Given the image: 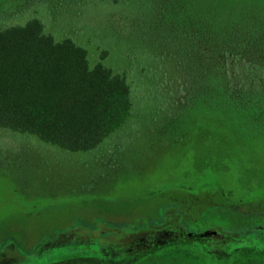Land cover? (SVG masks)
I'll use <instances>...</instances> for the list:
<instances>
[{
	"label": "rangeland",
	"instance_id": "obj_1",
	"mask_svg": "<svg viewBox=\"0 0 264 264\" xmlns=\"http://www.w3.org/2000/svg\"><path fill=\"white\" fill-rule=\"evenodd\" d=\"M33 18L85 48L91 68L124 76L134 108L89 153L0 131V264H264V131L218 119L183 131V80L195 75L170 2L0 0V27ZM125 225L141 231L117 241ZM144 234L153 250L105 255Z\"/></svg>",
	"mask_w": 264,
	"mask_h": 264
},
{
	"label": "trees",
	"instance_id": "obj_2",
	"mask_svg": "<svg viewBox=\"0 0 264 264\" xmlns=\"http://www.w3.org/2000/svg\"><path fill=\"white\" fill-rule=\"evenodd\" d=\"M168 1L170 20L183 33V70L195 75L190 85L183 80V131L217 119L264 131V0ZM234 67L247 73L241 83L233 79ZM133 108L124 76L102 62L91 68L85 48L70 38L57 42L40 19L0 27V131L89 153L123 128ZM140 231L126 226L112 237L120 241ZM147 241L144 234L126 254L114 245L105 255L125 261L136 250H153Z\"/></svg>",
	"mask_w": 264,
	"mask_h": 264
}]
</instances>
